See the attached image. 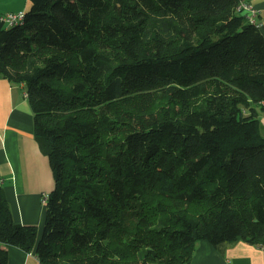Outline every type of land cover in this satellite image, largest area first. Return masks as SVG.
Returning a JSON list of instances; mask_svg holds the SVG:
<instances>
[{
    "label": "trees",
    "instance_id": "obj_1",
    "mask_svg": "<svg viewBox=\"0 0 264 264\" xmlns=\"http://www.w3.org/2000/svg\"><path fill=\"white\" fill-rule=\"evenodd\" d=\"M238 0H30L0 19L53 188L5 244L40 264H188L195 244L264 247V33Z\"/></svg>",
    "mask_w": 264,
    "mask_h": 264
},
{
    "label": "crops",
    "instance_id": "obj_2",
    "mask_svg": "<svg viewBox=\"0 0 264 264\" xmlns=\"http://www.w3.org/2000/svg\"><path fill=\"white\" fill-rule=\"evenodd\" d=\"M254 11L252 19L264 33V0H247ZM30 0H0V16L25 11ZM23 83L0 76V186L13 219L37 226L41 234L45 203L42 197L53 188L48 158L33 135V114ZM264 124V115L261 116ZM7 264H40L33 252L5 244ZM188 264H264V247L244 240L213 245L206 239L196 242Z\"/></svg>",
    "mask_w": 264,
    "mask_h": 264
},
{
    "label": "built area",
    "instance_id": "obj_3",
    "mask_svg": "<svg viewBox=\"0 0 264 264\" xmlns=\"http://www.w3.org/2000/svg\"><path fill=\"white\" fill-rule=\"evenodd\" d=\"M253 11H254V9H253L252 5L248 3V1L247 0H242L241 12L246 13V15H247V17L249 18L250 21H254L252 19ZM17 18H21V10L17 11V12H8V13H5L4 15L0 16V19L4 23L14 22V21H16ZM46 196H47V194L43 195V197H42V201L43 202L45 201Z\"/></svg>",
    "mask_w": 264,
    "mask_h": 264
},
{
    "label": "bare ground",
    "instance_id": "obj_4",
    "mask_svg": "<svg viewBox=\"0 0 264 264\" xmlns=\"http://www.w3.org/2000/svg\"><path fill=\"white\" fill-rule=\"evenodd\" d=\"M241 3H242V0H238V5L236 6V8H237L238 10H240V11H241ZM24 12H25V11H22V10H21V18H17L16 21H14V22H7V23H5V24H6L7 26H12V25H16V24H21V23H23ZM251 22H254V21H251ZM255 25H256V24H255ZM24 93H25V95H26V91H24Z\"/></svg>",
    "mask_w": 264,
    "mask_h": 264
}]
</instances>
